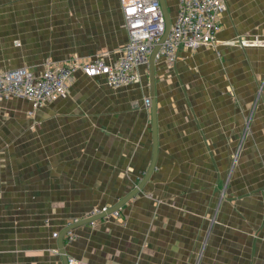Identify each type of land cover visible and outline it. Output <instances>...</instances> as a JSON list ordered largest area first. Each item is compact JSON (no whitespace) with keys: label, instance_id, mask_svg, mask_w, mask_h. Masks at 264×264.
Returning <instances> with one entry per match:
<instances>
[{"label":"crops","instance_id":"crops-1","mask_svg":"<svg viewBox=\"0 0 264 264\" xmlns=\"http://www.w3.org/2000/svg\"><path fill=\"white\" fill-rule=\"evenodd\" d=\"M177 1L165 0L170 22ZM224 1L214 45L155 63L150 179L118 218L73 229L63 240L68 257L264 264V0ZM127 40L119 0H0V71L38 75L45 61L72 57L114 61ZM141 78L112 88L77 71L65 95L31 116L26 100L0 102V264H62L52 234L138 184L152 150Z\"/></svg>","mask_w":264,"mask_h":264},{"label":"built area","instance_id":"built-area-1","mask_svg":"<svg viewBox=\"0 0 264 264\" xmlns=\"http://www.w3.org/2000/svg\"><path fill=\"white\" fill-rule=\"evenodd\" d=\"M119 2L128 40L115 61L108 63L103 55L91 61L75 57L63 64L46 62L38 75L25 68L0 71V102L11 98L23 99L30 102L32 110L36 111L45 103L65 95L76 71L88 78L103 77L112 88L139 84L140 70L147 68L149 56L164 33V19L158 0ZM224 11V0H178L175 17L170 22V30L159 47L156 59L172 65L180 48L195 50L200 46L214 45L219 31V15ZM149 103L148 98L144 99L147 107ZM106 210L103 208L91 213V216ZM108 216L117 218L119 211ZM72 237L69 232L64 239L70 241ZM68 264L87 263L70 257Z\"/></svg>","mask_w":264,"mask_h":264},{"label":"water","instance_id":"water-1","mask_svg":"<svg viewBox=\"0 0 264 264\" xmlns=\"http://www.w3.org/2000/svg\"><path fill=\"white\" fill-rule=\"evenodd\" d=\"M160 4V9L164 19L165 30L160 38L159 42L154 46L149 59H148V85H149V109H150V124H151V137H152V150L151 157L148 168L144 173L143 177L140 179L138 184L128 192L124 197H122L115 205L109 207L106 211L86 217L81 219L75 223H72L65 229H63L57 236V248L58 253L60 255L62 264H68V257L64 251L63 240L65 234L71 232L73 229L80 227L82 225L90 224L98 219H102L114 211L119 210L123 205H125L130 199H132L136 194H138L144 187V185L150 179V176L155 168L156 158L158 154V137H157V110H156V93H155V62H156V54L159 50L161 43L165 40L170 30V18L166 6L165 0H158Z\"/></svg>","mask_w":264,"mask_h":264},{"label":"rangeland","instance_id":"rangeland-1","mask_svg":"<svg viewBox=\"0 0 264 264\" xmlns=\"http://www.w3.org/2000/svg\"><path fill=\"white\" fill-rule=\"evenodd\" d=\"M218 21H219V19H218ZM219 29H220V25H219ZM219 32V31H218ZM217 32V33H218ZM246 42H248V44H253V42H256L257 44H259V40L257 39V40H251V41H245V43ZM247 44V43H246ZM96 57H98V56H96ZM95 57V58H96ZM72 58H75V57H72ZM72 58H70L69 60H71ZM77 58V57H76ZM95 58H93L92 60H94ZM107 60V59H106ZM158 60H161V61H163L162 59H158ZM157 59H156V61H158ZM68 61V60H67ZM91 61V60H90ZM115 61V60H114ZM46 62H50V63H54V64H63L64 62H62V63H58V62H52V61H45L44 63H43V68H44V64L46 63ZM107 62L108 63H112V61H109V60H107ZM156 63V62H155ZM164 63H165V61H164ZM166 64V63H165ZM166 65H168V64H166ZM173 65V64H172ZM171 66V65H170ZM18 68H24V67H18ZM18 68H13V69H18ZM43 68H42V70H43ZM13 69H8V70H13ZM25 69H27L26 67H25ZM6 71V70H5ZM27 71H29L28 69H27ZM29 72H31V71H29ZM77 72V71H76ZM75 72V73H76ZM32 73V72H31ZM145 73V81L146 82H148V66H147V68L146 69H142V70H140V75L142 76L143 74ZM33 74V73H32ZM73 76H74V74H73ZM73 76H72V80H73ZM98 78H103V77H98ZM104 79V78H103ZM142 79V78H141ZM72 80H71V82H72ZM105 80V79H104ZM70 82V83H71ZM106 82V81H105ZM141 82V81H140ZM69 83V84H70ZM140 84V83H139ZM138 84V85H139ZM68 87V86H67ZM122 88V87H121ZM67 90V89H66ZM2 102V101H1ZM149 107V106H148ZM38 110V109H37ZM31 112H33V110H31L30 112L28 111V115H32L33 113H31ZM246 133H245V135H248L249 134V129H248V126H246ZM8 137H11L10 135H7ZM237 149H232L231 150V152H230V156H231V158H230V165H232V163H233V165L235 166V164H236V162H237V159H238V157H237V151H236ZM222 195V194H221ZM221 195H220V193H219V195H218V199H219V197H221ZM103 208H109V207H107V206H103V207H101V208H94V209H92L89 213H88V215H87V217H89V216H91V213H93V212H97V211H101ZM120 210V209H119ZM118 210V211H119ZM119 216H120V211H119ZM118 216V217H119ZM106 217H109V216H106ZM117 217V218H118ZM86 218V217H85ZM75 222H77V221H72V223H75ZM95 222V221H94ZM54 234V233H53ZM53 234H52V237L53 238H57V236H58V233H56L57 234V236L56 237H54L53 236ZM71 234H72V231H71ZM73 236V235H72ZM72 239H73V237H72ZM72 239L70 240V241H66L65 240V242L66 243H69V242H71L72 241ZM52 252H54V253H58V251L57 250H53ZM68 257V256H67ZM68 258H70V257H68ZM71 258H73V257H71ZM73 259H75V258H73ZM77 260V259H76Z\"/></svg>","mask_w":264,"mask_h":264}]
</instances>
